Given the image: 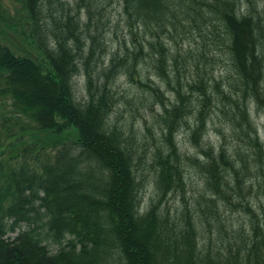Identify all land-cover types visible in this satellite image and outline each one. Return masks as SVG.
<instances>
[{"label":"trees","instance_id":"16d2710c","mask_svg":"<svg viewBox=\"0 0 264 264\" xmlns=\"http://www.w3.org/2000/svg\"><path fill=\"white\" fill-rule=\"evenodd\" d=\"M13 1L37 52L0 29V264H264V142L251 114L253 106L264 112V8L244 14L241 0ZM113 3L124 34L110 52ZM180 29L197 33L203 51L175 55L168 40ZM222 46L234 73L225 84L209 71ZM148 62L173 100L143 82ZM124 75L162 104L156 194L145 206L136 136L112 120ZM215 110L237 145L207 143ZM184 127L199 156L181 151ZM188 164L203 175L210 196L202 199L221 232V208L247 218V229L231 224L223 249H200V217L188 205L180 221L162 207L170 194H185Z\"/></svg>","mask_w":264,"mask_h":264},{"label":"rangeland","instance_id":"374dc122","mask_svg":"<svg viewBox=\"0 0 264 264\" xmlns=\"http://www.w3.org/2000/svg\"><path fill=\"white\" fill-rule=\"evenodd\" d=\"M2 2L4 3V11L0 18V29L5 32L7 38H14L16 41L19 40L24 50L32 53L37 52L35 47L31 45L29 28L23 24L24 20L22 16H24V10L13 0H2ZM253 5L258 11H261L264 8V0H241L240 11L246 14L248 13V9ZM110 12L112 14L113 24L111 29L109 28L107 30L106 36L109 43V51L111 52L116 50L119 43H121L124 27L122 25L117 27L116 24L120 18V7L117 3L112 4ZM84 18L86 19L85 16ZM168 45L175 55L178 52L184 54L189 47L199 52H202L204 48L203 39L197 33L186 35L182 29L175 33L173 38L168 40ZM216 54L221 60H219L218 64L211 65L209 71L213 70L214 76L217 79H222L225 84L227 79L231 80L233 78L234 74L229 56L223 46L216 49ZM171 63L173 64V60H171ZM140 69L143 72L142 80L144 83L159 86L165 97L173 100V96L168 90L167 85L155 73V69L149 62L142 63ZM172 69H175L174 65H172ZM82 73L75 79L76 95L80 101L86 97V76ZM172 76H175V74L172 73ZM115 89L118 93L119 103L112 115V120L125 127L124 130L127 136L132 135V133L136 136L131 143L139 150V154L143 156V158L138 159V170L139 175L142 174L141 178L143 177L145 180V188L142 191V203L145 206L151 202V199L156 194L152 159L157 147L163 144L162 127L159 121V114L162 112L161 100L156 98L149 88L142 86L137 81H133L131 77L126 75L121 76L117 80ZM167 99L166 102L168 103ZM251 114L260 137L264 142V112L257 110L253 106L251 108ZM211 119L207 126L208 132L205 138L207 143L217 147L224 141L225 137L228 147H233L238 144L237 139L233 136L230 124L226 122L224 114L219 110H215ZM134 130L136 131V135ZM176 135L179 147L183 153L191 156H199L191 141L189 129L186 127L181 128ZM25 138L28 142L33 141L32 136L26 135ZM29 157L32 158V155L28 154L27 159ZM186 184L185 194L181 192L170 194L162 202V207L164 211L168 210L171 217L178 221L181 220V211L186 205L192 209L196 217H200V221L197 224L201 232L199 246L202 251L207 252L208 250L223 249L224 245L228 242L226 231L230 234L229 237L232 234L231 224L236 229L242 226H245L247 229V218L242 213L230 210L229 208H221V222L224 224L225 233L220 231L217 217L209 213L206 201L202 199V195L210 196V194L205 188L202 173L194 165L188 164L186 166ZM207 220L211 222L210 225L207 223ZM51 249L54 251L56 246H52Z\"/></svg>","mask_w":264,"mask_h":264}]
</instances>
